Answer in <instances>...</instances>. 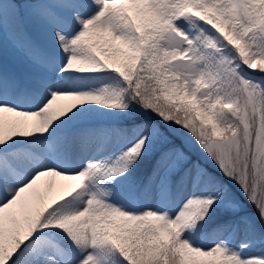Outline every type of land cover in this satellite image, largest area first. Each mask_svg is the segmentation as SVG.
I'll return each instance as SVG.
<instances>
[{
  "label": "snow or ice",
  "instance_id": "obj_1",
  "mask_svg": "<svg viewBox=\"0 0 264 264\" xmlns=\"http://www.w3.org/2000/svg\"><path fill=\"white\" fill-rule=\"evenodd\" d=\"M0 264H264V0H0Z\"/></svg>",
  "mask_w": 264,
  "mask_h": 264
}]
</instances>
